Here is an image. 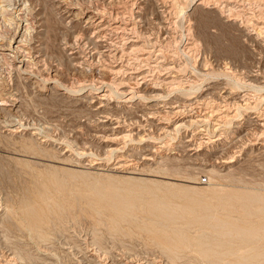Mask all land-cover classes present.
Masks as SVG:
<instances>
[{
  "label": "rangeland",
  "instance_id": "rangeland-1",
  "mask_svg": "<svg viewBox=\"0 0 264 264\" xmlns=\"http://www.w3.org/2000/svg\"><path fill=\"white\" fill-rule=\"evenodd\" d=\"M113 1L0 0V40L8 43L22 27L25 47L31 38L40 50L29 74L15 50L0 56V94L19 101L15 113L0 103V264H235L239 254L256 252L245 262L264 264V0ZM86 7L100 10L99 20L119 14L131 28L125 37L108 29V46L94 49L87 41L97 28L76 13ZM131 37L138 47H129ZM67 42L80 53L72 55ZM93 68L114 79L100 112V102L72 94L99 91L98 80L86 81ZM152 83L169 97L153 100L158 105L202 96L190 113L207 120L169 135L151 127L173 128L176 120L163 116L171 110L164 106L155 118L143 115L140 90L151 95ZM128 95L140 104L130 106ZM117 116L123 130L139 134L110 131L102 120L114 125ZM140 134L165 144L157 159L119 165L113 148L131 159L146 141ZM191 137L198 147L183 144L180 154L176 143ZM225 226L260 229L259 236L220 234Z\"/></svg>",
  "mask_w": 264,
  "mask_h": 264
},
{
  "label": "bare ground",
  "instance_id": "bare-ground-1",
  "mask_svg": "<svg viewBox=\"0 0 264 264\" xmlns=\"http://www.w3.org/2000/svg\"><path fill=\"white\" fill-rule=\"evenodd\" d=\"M113 1V0H112ZM213 2H214V0H212ZM6 1H4V3H5ZM26 2V1H25ZM30 2V1H29ZM114 2V1H113ZM204 1L202 0V1H200V4L201 3H203ZM1 3V2H0ZM8 3V2H7ZM2 4V3H1ZM216 4V3H215ZM5 5V4H4ZM9 5V4H8ZM14 5V4H13ZM86 5V4H85ZM22 6V5H21ZM25 6V5H24ZM28 6V5H27ZM84 6V5H83ZM91 6V5H90ZM20 7V6H19ZM31 7V6H30ZM107 7V6H106ZM8 8V7H7ZM25 8V7H24ZM94 8V7H93ZM93 8H90V7H86V9L84 10V8L82 9V10H84V11H82L81 12V14L79 15V13L80 12H76V13H78L77 15V17H78V19H79V16L81 17V19H83V20H85V22L88 24V25H90V26H92V27H96L97 28V30H96V39L95 38H89L88 39V43H90V44H94V49H98V48H101V47H107L108 45L107 44H105V41H107V39H104V37L106 38V36H107V34H109V33H107L106 34V31L109 29L110 31L111 30H113V31H118L119 29H121L122 30V34H121V36H123L124 35V37H125V33L124 32H126V31H128V29H129V27L131 28V26H129V22H122V21H120V20H118L117 19V16L119 15L118 13V15H115L116 17L115 18H113L111 21L110 20H108L107 18L108 17H105L103 14L101 15L102 17L100 18V20L98 19V15L100 14V10H95V9H93ZM100 9V8H99ZM112 9V8H111ZM2 10H4V9H2ZM6 10V9H5ZM9 10V9H8ZM20 10H21V7H20ZM23 10V9H22ZM31 10V9H30ZM105 9H103V11H104ZM113 10H114V8H113ZM134 10V9H133ZM0 11H1V9H0ZM102 11V12H103ZM111 10H109V12H110ZM117 11V10H116ZM7 12V11H6ZM113 12V11H112ZM112 12H110V13H112ZM136 12V11H135ZM139 12V11H138ZM3 13H4V11H3ZM7 14V13H6ZM35 14V13H34ZM71 14H73V13H71ZM123 14H124V11H123ZM127 14V13H126ZM5 15V14H4ZM108 15V14H107ZM122 15V14H121ZM111 16H112V14H111ZM27 17V16H26ZM76 17V16H75ZM121 17V16H120ZM119 17V18H120ZM123 17V16H122ZM21 18H25V17H21ZM110 18V17H109ZM38 19V18H37ZM121 19V18H120ZM80 20V19H79ZM98 20V21H97ZM26 21V20H25ZM20 23V22H19ZM32 23V22H31ZM36 24V23H35ZM131 24V23H130ZM133 26H134V24H132ZM26 26V25H25ZM29 26V25H28ZM31 26V25H30ZM129 26V27H128ZM18 27H20L19 25H18ZM32 27V26H31ZM34 27V26H33ZM17 28V27H16ZM135 28V27H134ZM133 28V29H134ZM25 29H27L26 27H25ZM136 29V28H135ZM16 30V29H15ZM95 31V30H94ZM133 31H135V30H133ZM25 32H26V30H25ZM25 32L22 30V27L21 28H19V29H17L16 31H14V34L12 35V37H11V40H10V38H9V42L8 43H5V42H3L2 40H0V56H3V55H5L6 54V50L7 49H13V50H15V55H14V59H17L18 61H20V62H18L19 64H18V67L23 71V72H25V73H27V74H29V73H31V71L29 70V64L30 63H35V64H38L39 62H40V55L39 54H37L40 50H39V47H38V45L36 44V41H33V39H31L30 38V41H28V44H29V46H26L25 47V44L26 43H24V41H25ZM29 32V31H28ZM119 32V31H118ZM132 32V31H131ZM95 33V32H94ZM114 33V32H113ZM129 33H130V31H129ZM132 33H135V32H132ZM30 34H32V33H30ZM115 34H117V33H115ZM114 34V35H115ZM47 35V34H46ZM109 35H111V34H109ZM118 35V34H117ZM116 35V36H117ZM139 35V34H138ZM30 36V35H29ZM28 36V37H29ZM95 36V35H94ZM120 36V34L118 35V39L120 38L119 37ZM127 36H129V34H127ZM131 36V35H130ZM129 36V37H130ZM111 37V36H110ZM129 37H127V38H129ZM33 38V37H32ZM115 38V37H114ZM123 38V37H122ZM133 38H135V37H133ZM28 39V38H27ZM111 39V38H110ZM110 39H109V41H110ZM121 39V38H120ZM116 40H117V38H116ZM124 40H126V41H128L126 38H124ZM132 42L134 41H136V39H132V37H131V39H130ZM2 41V42H1ZM112 41V43L113 42H115L114 40H111ZM111 41L109 42V43H111ZM118 42H120V41H118ZM132 42H130V45H129V47L131 48V47H133V46H136V47H138L137 45H135L136 43H132ZM68 43V45L67 46H69V48H70V53L72 54V55H77V54H79L80 52H79V49H77V48H79V46H75L74 44H72L71 42H67ZM87 43V44H88ZM115 43H117V42H115ZM127 44V43H126ZM84 45V44H83ZM113 45V44H112ZM116 45V44H115ZM119 45V44H118ZM142 45V44H141ZM84 46H87V45H84ZM110 46V45H109ZM143 46V45H142ZM25 48V49H24ZM66 48V47H65ZM84 48V47H83ZM110 48V47H109ZM108 48V49H109ZM129 48V50H131ZM111 49V48H110ZM118 50H119V48H117ZM139 49V48H138ZM140 49H143V48H140ZM117 50V51H118ZM124 50H126V49H124ZM123 50V51H124ZM133 50V49H132ZM135 50V49H134ZM144 50V49H143ZM113 50H110V53L112 52ZM115 51V50H114ZM122 51V50H121ZM128 51V50H127ZM138 51V50H137ZM142 51V50H141ZM132 52V51H131ZM8 53V52H7ZM122 53V52H121ZM127 53V52H126ZM133 53V52H132ZM8 54H10V53H8ZM125 53H123L122 55H124ZM115 55H116V53H115ZM117 55H119V54H117ZM134 55H135V52H134ZM139 55V54H138ZM144 55V54H143ZM10 56V55H9ZM87 56H88V54H87ZM91 56V55H90ZM93 56V55H92ZM121 56V55H120ZM119 56V57H120ZM127 56H129V55H127ZM10 57H12V56H10ZM30 57H32V58H30ZM135 57V56H134ZM91 58V57H90ZM100 58V57H99ZM114 58V57H113ZM91 59H93V57L91 58ZM13 60V59H12ZM16 60V61H17ZM85 60L86 61H89L90 62V60L89 59H87V58H85ZM141 61V60H140ZM15 62V61H14ZM122 62V61H121ZM43 63V62H42ZM124 63V62H123ZM122 63V64H123ZM1 64V63H0ZM121 64V65H122ZM127 64V63H126ZM4 65V64H3ZM31 65V64H30ZM120 65V66H121ZM125 65V64H124ZM148 65V64H147ZM15 66H17V65H15ZM89 66V65H88ZM101 66V65H100ZM113 66V65H112ZM131 66V65H130ZM31 67V66H30ZM40 67V66H39ZM85 67V66H84ZM94 67V66H93ZM44 68V67H43ZM98 68V67H97ZM119 68V67H118ZM133 68V67H132ZM19 69V70H20ZM42 69V68H41ZM99 69V68H98ZM127 69H129V68H127ZM112 70V72H117V70H115L114 68H112L111 69ZM110 70V71H111ZM121 67H120V72H121ZM124 70V69H123ZM122 70V71H123ZM125 70H126V67H125ZM119 71V70H118ZM119 72V73H120ZM134 72V71H133ZM91 74L89 75V79H87L86 81H90V82H93L94 83V81L95 80H98L97 81V83L96 84H94V86H95V88L96 89H99V91H93V92H89V93H87V94H85V95H83V93H72V94H74V95H78V96H76V98H75V100L76 101H81V100H83V99H87V100H89V103L90 104H92V106H94V102L95 101H98V102H100V104L98 105V106H96V107H94L95 109L94 110H96V111H98V112H100V110L103 108V106H106L107 104H108V100L109 99H111L113 96L111 95V90H110V88H109V86H111V82L114 80H112L111 78H106V77H103V75H102V77H101V74L103 73L102 72V69H100V70H97L96 68H93L92 70H91V72H90ZM118 73V72H117ZM116 73V74H117ZM132 73V72H131ZM132 74H134V73H132ZM132 74H130V75H132ZM140 74V73H139ZM144 74V73H143ZM108 75V74H107ZM118 75V74H117ZM137 75V74H136ZM26 76V75H25ZM30 76V75H29ZM87 76V75H86ZM133 76V75H132ZM46 77V76H45ZM116 78V77H115ZM145 78V77H144ZM146 79V78H145ZM82 81H84V80H82ZM125 81H127V80H125ZM135 81V80H134ZM141 81V80H140ZM114 82V81H113ZM136 82V81H135ZM156 82H158V80L156 81ZM159 82H161V83H164V79H162V80H160ZM68 83V82H67ZM138 83V82H137ZM160 83V85H162ZM8 84V83H7ZM70 84V83H69ZM100 86H99V85ZM139 84V83H138ZM138 84H134L135 86H137ZM153 84V83H152ZM156 85H158V83H155ZM167 84V83H166ZM71 85V84H70ZM114 85V84H113ZM133 85V86H134ZM140 85V84H139ZM138 85V86H139ZM164 85V84H163ZM211 85V84H210ZM104 86H106L107 88L105 89V88H103ZM132 86V85H131ZM149 86H150V84H149ZM149 86H146L148 89H149V91L151 92V95H148V96H146L145 94H146V90L145 89H141L140 90V92L141 93H145L144 94V98H146L147 99V101H145V106L143 107V115H147V116H145V117H149V118H155V115H157V114H159V115H161V113H162V111L161 110H159L160 109V106H164V107H166V108H169V109H171V110H167V109H165V110H167V112L169 111V113L170 114H172V116H170V115H168L169 113H162L163 114V116H166L170 121L172 120V118L173 117H176V120H174V122H173V128H171L170 127V125L169 124H163V125H160V124H156V125H154L153 124V122H150V125H151V127H156V130H160L161 131V133H164L165 135H169V134H171V133H173V132H176V131H178L182 126H186V125H188L189 123H191V122H203V121H206L207 120V115L204 117V116H202V117H199V115H194L193 113L191 114L190 112L192 111V106L195 104V103H197V104H199L200 102V100L202 99V100H204L203 98H202V96H195L194 98H192V99H190V100H183V101H181V100H179V99H176V97L174 96V97H172V100L171 101H165V102H163L162 104L163 105H158L159 103L158 102H154L153 100H155V99H160V98H166L167 96H165V95H163V92H160V90L158 89V88H160V87H155L154 86V84H153V86L151 85L150 87ZM142 87V86H141ZM145 87V88H146ZM256 87V86H255ZM51 88V87H50ZM132 88V87H131ZM134 88V87H133ZM6 89V88H5ZM52 89V88H51ZM135 89V88H134ZM72 90H74L73 88H72ZM122 90V89H121ZM120 90V91H121ZM71 91V90H70ZM18 92V91H17ZM72 92V91H71ZM82 92V91H81ZM123 94L125 93V94H127V93H132V91L129 89L128 90V88H125V89H123L122 91H121ZM133 93H134V96H135V94H137V93H139V91H135V90H133ZM143 94H138V96H143ZM166 94V93H165ZM2 94H0V103H1V101H2V108L3 109H5V110H9V111H11L12 113L15 111H18V108H19V101L17 102V100L15 101V102H10V101H8L3 95L1 96ZM83 95V96H82ZM130 95V94H129ZM126 96V98L124 99L125 101H127V102H131L132 104H134L135 103V101H134V97L133 96ZM222 95H224V94H222ZM226 95V94H225ZM227 96V95H226ZM171 97V96H170ZM222 97V96H221ZM231 97V96H230ZM167 98H169V97H167ZM167 98H166V100H167ZM173 98H175V99H173ZM178 98V97H177ZM241 98V97H240ZM189 99V98H188ZM226 99V98H225ZM6 100L8 101V103H6ZM165 100V99H164ZM139 101V100H138ZM141 101V100H140ZM143 101V100H142ZM10 102V103H9ZM21 102V101H20ZM160 102V101H159ZM206 102V101H205ZM224 102V101H223ZM237 102V101H236ZM110 103V102H109ZM140 103L139 102H136L134 105H130V106H134V107H137L138 105H139ZM161 104V103H160ZM196 104V105H197ZM239 104V103H238ZM8 105V106H7ZM201 105V104H200ZM228 105V104H227ZM230 105V104H229ZM91 106V107H92ZM126 107V106H125ZM194 107V106H193ZM197 107V106H196ZM106 108V107H105ZM195 110H196V108H195ZM214 110V109H213ZM212 110V111H213ZM95 111V112H96ZM135 111V110H134ZM194 111V110H193ZM211 111V110H210ZM14 112V113H15ZM163 112H165V111H163ZM197 112V111H196ZM199 112V111H198ZM218 111H216V113L215 114H218L217 113ZM200 113V112H199ZM198 113V114H199ZM211 113H213V112H211ZM17 114V113H16ZM103 114V113H102ZM201 114V113H200ZM18 115V114H17ZM107 115V114H106ZM143 115H140L141 117H144ZM174 115V116H173ZM105 116V115H104ZM108 116V115H107ZM201 116V115H200ZM98 117V116H97ZM101 117V116H100ZM157 117V116H156ZM160 117V116H159ZM158 117V118H159ZM227 117V116H226ZM106 118H108V117H106ZM122 118V117H121ZM166 118V119H167ZM224 118V117H223ZM111 119V118H110ZM117 119H118V116H117ZM161 119V118H160ZM174 119V118H173ZM249 119V118H248ZM165 120V119H164ZM246 120V119H245ZM23 121V120H22ZM103 122H107V127L108 128H111V130L110 131H113V133H120L121 134V136H122V138L124 137H130V136H134L135 134H139L138 132H134L133 131V128H128V129H122V127H123V121L122 120H120V118L117 120V122L114 124V125H110V124H108V120L106 119V120H102ZM150 121V120H149ZM148 121V122H149ZM216 121H218V122H215V123H221V121H220V119L219 120H216ZM252 121V120H251ZM126 122V121H125ZM136 122H138V120L136 121ZM147 122V121H146ZM160 122H162V119L160 120ZM159 122V123H160ZM246 122V121H245ZM166 123H168L167 121H166ZM204 123V122H203ZM214 123V124H215ZM246 124V123H245ZM258 124H261V123H259L258 122ZM206 125V124H205ZM242 125V124H241ZM257 125V124H256ZM201 126V125H200ZM203 126V125H202ZM202 126H201V129H202ZM215 126V125H214ZM20 127V126H19ZM103 127V126H102ZM134 127V126H133ZM246 127V126H245ZM255 127V126H254ZM124 128V127H123ZM209 128V127H208ZM240 128H243V127H241L240 126ZM106 129V128H105ZM121 129H122V131H121ZM153 129V128H152ZM248 129V128H247ZM12 132L13 131H19V129L16 127H14V128H12V129H10ZM200 130V129H199ZM202 130H204V129H202ZM242 130H244V129H242ZM207 131V130H206ZM253 131V130H252ZM14 132V133H15ZM35 132V131H34ZM104 132V131H103ZM199 132H201V131H199ZM208 132V131H207ZM238 132V131H237ZM239 132H240V130H239ZM254 132V131H253ZM37 133V132H36ZM105 133V132H104ZM250 133V132H249ZM213 134V133H212ZM248 134V133H247ZM114 135H116V134H114ZM199 135V134H198ZM211 135V134H210ZM214 135V134H213ZM250 135H252L251 133H250ZM111 136V135H110ZM116 136H118V135H116ZM140 136L141 137H143L144 136V134L142 135V134H140ZM209 136V135H208ZM219 136V135H218ZM244 135H241V136H239L238 137V139L240 140V139H243L242 137H243ZM245 136H247V135H245ZM113 137H115V136H113ZM119 137V136H118ZM195 137V136H194ZM214 137V136H213ZM116 138V137H115ZM120 138V137H119ZM144 138V137H143ZM146 138V137H145ZM144 138V139H145ZM183 138V137H182ZM197 138V137H196ZM201 138V137H200ZM210 138V137H209ZM215 138V137H214ZM235 138H236V136H235ZM66 139V138H65ZM179 139V138H178ZM185 139V138H184ZM249 138H247V140H248ZM183 140V139H182ZM182 140H180V143H176V145H175V147L174 148H176L178 151H179V148H180V146L182 145L183 146V144L184 145H186V146H188L189 147V149L190 150H192V149H195L196 147H198V145L194 148L193 147V145H192V142H191V140H192V137L191 138H187L185 141H182ZM194 140V139H193ZM192 140V141H193ZM198 140H200V139H198ZM169 141V140H168ZM196 141V140H195ZM194 141V142H195ZM206 141H208V140H206ZM214 141V140H213ZM235 141V140H234ZM216 142V141H215ZM137 143H139V142H137ZM156 142H154V141H152V140H150L149 138H146V141L144 142V145L140 148V150H138L139 152H137L138 154H135V155H132L131 154V159H129V156H130V154H125V153H123L122 151V148H119V147H116V148H113V151L112 152H117V153H119V156H118V158H120L119 159V161H121V162H123L122 164H119V165H121V166H125V164H127V166L128 165H135V166H137V167H140L141 166V164H143V163H145V161L146 160H155V159H157V156H158V152L161 150V148L163 147V145H165V144H163V142H162V144H155ZM159 143V142H158ZM173 143V142H172ZM202 143V142H201ZM232 143V142H231ZM234 143V142H233ZM204 144V143H203ZM228 144V143H227ZM133 145V144H132ZM218 145V144H217ZM169 146V145H168ZM195 146V145H194ZM184 147V146H183ZM217 147V146H216ZM130 148V147H129ZM164 148V147H163ZM200 148V147H199ZM198 148V149H199ZM218 148V147H217ZM222 148V147H221ZM163 150V149H162ZM183 150V149H182ZM232 150V149H231ZM220 151H221V149H220ZM226 151V150H225ZM132 152V151H131ZM130 152V153H131ZM134 152V151H133ZM180 152V151H179ZM182 152V151H181ZM181 152H180V154H181ZM188 152V151H187ZM196 152V151H195ZM215 152H219V151H214V153ZM162 153V152H161ZM173 153H178L177 151L175 152H173ZM191 153V152H190ZM190 153H188V155L190 154ZM116 154V153H115ZM160 154V153H159ZM107 155V154H106ZM117 155V154H116ZM174 155H176V154H174ZM163 156V155H162ZM178 156H179V153H178ZM189 156H191V155H189ZM198 156V155H197ZM165 157V156H164ZM174 157V156H173ZM192 157V156H191ZM81 158V157H80ZM116 159H117V157H116ZM161 159V158H160ZM223 160V159H222ZM130 161V162H129ZM163 161V160H162ZM128 162L130 163V164H128ZM227 162H232V160H229V161H227ZM226 162V163H227ZM225 163V162H224ZM146 164V163H145ZM231 164V163H230ZM110 167V166H109ZM117 168V167H116ZM142 168V167H141ZM214 168V167H213ZM113 170V169H112ZM210 170V169H209ZM212 171H215V169L213 170V169H211ZM134 172V171H133ZM49 205H51V204H49ZM155 206V205H154ZM157 206V205H156ZM155 206V207H156ZM158 208V207H157ZM227 225V224H226ZM221 228H223V231L222 232H220V234H225V235H237V236H241V235H249V236H251L252 238L251 239H255V238H258V236H259V231H260V229H255V230H247V229H244L243 231L242 230H238V229H231V227L230 228H227L226 226L225 227H221ZM237 228H239V227H237ZM225 229H227V230H225ZM180 235H182V234H180ZM206 244V243H205ZM208 245V244H207ZM205 251V250H204ZM260 255V253H254V254H250V255H243V254H239L238 255V258H240L241 260H238L235 264H248L247 262H245V261H247V260H250V259H256L258 256ZM108 262V261H107ZM107 262H105V263H107ZM105 263H103V264H105ZM111 263V262H110Z\"/></svg>",
  "mask_w": 264,
  "mask_h": 264
},
{
  "label": "built area",
  "instance_id": "built-area-1",
  "mask_svg": "<svg viewBox=\"0 0 264 264\" xmlns=\"http://www.w3.org/2000/svg\"><path fill=\"white\" fill-rule=\"evenodd\" d=\"M202 180H203V181H206V180H207V178H206V177H203V178H202Z\"/></svg>",
  "mask_w": 264,
  "mask_h": 264
}]
</instances>
